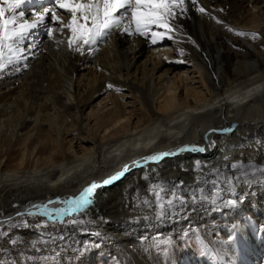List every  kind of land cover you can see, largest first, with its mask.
Returning a JSON list of instances; mask_svg holds the SVG:
<instances>
[{
  "label": "bare ground",
  "instance_id": "6f19581e",
  "mask_svg": "<svg viewBox=\"0 0 264 264\" xmlns=\"http://www.w3.org/2000/svg\"><path fill=\"white\" fill-rule=\"evenodd\" d=\"M263 3L198 0L196 7L211 15L189 4L187 16L176 21L173 39L152 45L116 29L93 54L71 50L69 33H59L50 19L46 25L53 27V37L45 25L34 30L29 66L0 77V133L7 144L0 156L3 252L16 264H28L25 251L33 250L31 244L61 243V256L75 251L74 257L89 261L112 253L122 264H147L134 248L136 235L144 242L155 231L174 239L184 231L200 234L213 253L202 258L184 250L177 259L153 256V264H264V177L259 171L264 155L258 151L262 141L256 140H264V41L236 34L264 37ZM45 8L69 18L54 0L23 6L29 19H35L34 9ZM252 8H258L259 16ZM185 61L202 66L199 76L181 72L172 78L173 68ZM76 73L84 78L75 80ZM197 79L202 86L195 85ZM109 83L114 87L107 88ZM98 99L103 106L95 105ZM114 122L119 124L113 127ZM157 153L169 156L144 159ZM172 158L182 159L160 168ZM237 162L245 168L231 169ZM241 172L248 173L247 182L236 181ZM224 176L233 179L231 191L222 183ZM93 183L98 185L90 197L93 204L73 214L72 198ZM167 190L186 203L181 207L174 200L172 214L157 221L153 192L164 195ZM229 199H237L238 207H225ZM48 201L54 202L50 207L70 209L62 222L17 216ZM80 220L86 223H73ZM21 221L30 226L15 227Z\"/></svg>",
  "mask_w": 264,
  "mask_h": 264
},
{
  "label": "snow or ice",
  "instance_id": "6c2138e0",
  "mask_svg": "<svg viewBox=\"0 0 264 264\" xmlns=\"http://www.w3.org/2000/svg\"><path fill=\"white\" fill-rule=\"evenodd\" d=\"M30 2L31 0H0V77L5 73L22 71L29 66V57L35 55L33 46L30 43L33 40L34 30L41 25H45L48 36L53 37V27L46 25L48 19L58 28L59 33L65 31L69 33L66 41L68 47L84 55L93 54L98 42L106 39L116 29H122V33L130 37L135 35L146 38L152 45L165 39L171 40L179 27L176 21L187 16L189 4L196 8L199 13L211 15L209 9L202 6L196 7L198 0H54L56 7L68 14L69 18L67 20H63L56 11L48 8L43 9V11L34 9L31 16L35 19H29L23 6ZM221 11L223 10L221 9ZM217 23L223 24L224 22L217 20ZM236 34L251 36L253 39L259 36L258 33L241 30H238ZM193 43L195 42L193 41ZM113 87L111 83L107 85L109 89ZM213 131L227 130L214 129ZM192 150L205 151L206 149L194 147ZM167 155L169 153H157L144 159L153 160L156 156ZM230 167L240 171L245 168V165L242 162H237L232 163ZM251 167L255 168L256 166L252 165ZM259 171L261 176L264 177V167H261ZM216 172L218 175L220 174L219 169ZM119 175L118 173L117 176L105 179L103 184L110 183ZM247 175L248 173L241 172V175L236 177V181L239 182L243 179L247 182ZM212 183L214 188L217 189V194H219L220 187L217 181H212ZM222 183L227 186L229 191L234 188L233 179L230 176H224ZM97 186L96 183H93L79 197L72 198L73 207L71 211L73 214L93 204L94 201L90 197ZM153 196L156 197V204L158 205V210L153 217L157 221L163 220L172 214V210L176 207L174 200H178L181 207L186 203L183 198L177 197L171 190H167L164 195L153 192ZM53 203V201H48L47 204L32 205L30 209L17 213V216L40 215L48 218L49 222H62L64 217L69 214L70 209L50 207ZM212 203L215 204V200ZM238 203L237 199H229L225 201V207L236 208ZM144 219H149V217H144ZM73 223L84 225L86 222L80 220L73 221ZM29 226L24 221L15 225V227ZM42 226L37 225V227ZM86 234L92 235L93 233ZM3 235L5 233H0V236ZM95 235H99V233H95ZM11 242L15 244L19 241L12 240ZM87 248L88 246L85 247V250Z\"/></svg>",
  "mask_w": 264,
  "mask_h": 264
},
{
  "label": "rangeland",
  "instance_id": "374dc122",
  "mask_svg": "<svg viewBox=\"0 0 264 264\" xmlns=\"http://www.w3.org/2000/svg\"><path fill=\"white\" fill-rule=\"evenodd\" d=\"M260 6L264 7V3L261 4ZM257 9L252 8L253 11L256 10L254 12L255 13L257 12V16H259ZM263 11H264V8H263ZM249 29H253L254 31H258V32L260 31V29H257L256 27L253 28L252 26H249ZM262 38H264V37H261V36L257 37V40L259 41V43L264 41V39H262ZM169 48H170L169 45H167V47L165 48V51H167V53H169L171 50V49L169 50ZM262 52H264V51H262ZM165 54L166 53L164 52L160 55L164 56ZM201 70H203L201 65L194 63V62H191V61H185L183 64L181 63L179 68H173L172 71H174V72L171 73V77L173 78L176 73H181V72L182 73L186 72L189 75L191 74V76H193V77H198L200 74L199 71H201ZM80 75H81V73H76V75L74 76V79L75 80L81 79V77L84 78V76H80ZM198 80L199 79H197V81L194 82L195 85L197 87L202 86L201 83H198L199 82ZM99 97H101V95ZM101 98L103 101V97H101ZM99 100L100 99H98L95 102V105L96 104L101 105V104H99V103H101V102H99ZM106 101H108V100H106ZM107 104H108L107 107L112 106V104L109 101ZM103 105L104 104L102 102L101 106H103ZM126 120H127V118L122 119V121H126ZM118 124H119V122H114L112 126L116 127ZM2 135L3 134L1 132L0 133V156L3 152H6V149H7V147H6L7 144H6V146H4V140L2 138ZM256 140L258 142L262 141V143L264 144L263 138L256 139ZM262 143H261V145L259 144V146L262 148H259L258 151L260 150L262 155H264V153H263L264 152V145ZM75 146H76V142H74L72 150L75 149ZM261 149H262V151H261ZM8 155L9 156L12 155L11 157L15 156V155L11 154L10 150L8 152ZM8 155L6 156V158L8 157ZM167 156H169V155H167ZM181 159L182 158H179V159L172 158L171 160H167L166 163H163L160 165V168L167 167V163L170 165L171 164L175 165ZM162 233H163V231H155L153 233V235L150 236V238L145 235L144 238H142L144 240V242L143 241L138 242L137 238H139L140 236L136 235L137 238H136V241L134 243L135 244L134 248H136V250L139 251L143 255V257L145 258V259L143 258V261H146L147 264H153L151 261L153 256H156L157 258H160V257L163 258V256H164L167 258V260H169L168 258L172 259V257H173V259L174 258L177 259L178 254L184 250H187L189 253L191 252L196 257H202V258L210 256L213 253L208 242L198 233H195V232L194 233L193 232L186 233L183 231L176 236V239H174L173 237H171L169 235L165 236L164 233L163 234ZM13 236L19 240V234H16ZM106 237L107 236L103 237L104 238L103 241H99V242L103 243ZM32 238L41 240V236L39 238L38 237H32ZM20 241H22V240H20ZM59 244L61 245V243H59ZM59 244L58 245H56V244H54V245H52V244L51 245L50 244L49 245L48 244L39 245L42 247L40 249H39V246L37 244L36 245L31 244L29 247L31 248V250L32 249L33 250L31 252L25 251L26 255L29 254V255H27L28 257H25V260L28 261V264H122L119 261V259L117 258V256L112 254V253H107L105 255L103 254L101 256L99 255L98 257H96L92 260H89V261H87V260L83 261L78 256L74 257V255L76 254L75 251H74V253H72L68 256H63V255L61 256V255H58V249H59L58 247H61V246H59ZM50 246L52 248H54L53 250H56L57 252L56 251L49 252L47 250H45V251L42 250L44 248L49 249ZM34 249H35V251H36V249L38 251L34 252ZM149 256H150V258H149ZM15 262H16V260L13 256H11L9 253L3 252V248L1 247V244H0V264H16Z\"/></svg>",
  "mask_w": 264,
  "mask_h": 264
}]
</instances>
